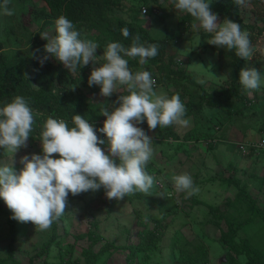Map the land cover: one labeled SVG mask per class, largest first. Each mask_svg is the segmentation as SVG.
Returning <instances> with one entry per match:
<instances>
[{
	"label": "rangeland",
	"instance_id": "1",
	"mask_svg": "<svg viewBox=\"0 0 264 264\" xmlns=\"http://www.w3.org/2000/svg\"><path fill=\"white\" fill-rule=\"evenodd\" d=\"M160 4V6L153 5L150 9V7L143 4L142 0H126L122 4V9L115 10L114 15L127 23L136 20L137 23L139 22L143 27L149 29L151 35L155 38L164 36L166 30H169L168 39L170 44L166 49V54L167 57L176 55L177 65L175 68L187 66L188 72L194 74L196 80L203 81L207 90L217 89L225 80V77L216 67V53L211 51L207 39L202 38V35L206 32L200 29L198 22L192 17L176 11L171 0H160ZM41 5V3L37 4V6ZM262 5L264 7V0H262ZM11 8L14 9V15H0V41L5 38L6 33L4 30L8 31V29L14 27L19 31L20 29L23 30L20 27H25L33 32L31 38L25 37L26 34H23L22 31L16 32L11 36L13 45L10 49L6 48V52L7 50L8 52L10 50L13 52L25 50L31 53V57L35 58L43 53L37 51L40 49L37 40H39L38 43L43 41L40 35L38 39L35 37L38 32V24L33 23L28 7L21 8L13 5ZM142 8L147 9V14L144 16L141 13ZM258 10L261 12L260 8ZM251 11L249 6H242L240 10L244 22L255 25V30L248 33L255 51L252 58L249 61H244L242 66L261 70L264 69V20L255 24ZM185 17L189 19L187 25L184 23L183 28L179 26L178 22L179 19ZM218 22L222 21L218 20ZM44 32L51 34L53 30L45 29L42 33ZM80 34L81 38L86 39L88 35L87 39L94 41L98 33L82 31ZM102 53L103 51L97 49V55H102ZM132 61L133 59L129 60V62ZM55 62L58 63V61ZM89 66L91 69L94 67L91 62ZM129 67L134 71L141 70L139 67L130 64ZM71 74L72 77H75V72H71ZM209 77L214 79H206ZM154 89L158 94L164 93L167 95L168 92L174 90L171 88L166 91L157 82ZM72 92L74 95L84 96L89 103L102 107L110 106L113 96L127 93L125 86H118L117 93H113L111 97L100 96L99 86H72ZM242 96L251 104L244 111L246 115L240 116V118L235 117L230 127L229 125L223 127L220 134L223 135V138L220 139L221 141L216 144L213 150L208 149L207 144L203 141L202 143L186 144L185 147H183V144L181 145L180 141L176 142L177 140L173 139V142L172 140L171 142H157V132L161 128L157 127L154 130H149L146 122L139 125L145 129L153 140L154 155L145 166V171L154 177V184L149 192H135L121 200L107 199L103 189L91 192L83 201L76 202L72 207L65 209L64 215L54 221L51 227L45 231H41L32 222L22 223L15 220L18 238L14 245V255L18 264H29V259L41 249L44 242L53 236L52 229L55 225L58 234L57 240L61 247L51 249L48 260L50 264L60 262L62 264H90L92 261L87 263V258L97 255L106 244H111V249L102 253L99 260L92 263L176 264L178 249L171 251V247L176 244V240L181 239L179 235L182 232L186 233L185 237L193 245H197L198 242L204 240L209 249V264H221L220 259L224 258L226 253L225 249L216 240L220 236L219 229L213 225L202 224V220L206 218L207 213V209L203 204H197L193 209H189V205L193 204L192 201L197 200L224 209L223 201L226 197L233 198L235 189L232 187L226 189L219 182L207 183L206 179L209 176L213 177L219 174L229 162L233 164L235 162L241 169L247 170L248 173L240 174L238 177L241 179V184H247L249 194L256 199V205L264 215V156L260 157L258 150H252V147L247 145L259 143L261 140L264 141V136L258 132L259 127L264 122V87L251 94L244 91ZM233 104L234 107L239 108L243 103L233 101ZM252 110L255 111L256 118L251 117ZM214 112V109L206 108L197 122L187 118V126L174 125L172 131L178 138L183 137L188 130L195 126L200 131L212 127L211 130L214 133V129L217 131L216 127L218 126L214 119L215 115L213 118L211 117V113ZM223 114L221 112L219 115ZM242 144L247 145L245 152L239 149ZM175 149H178V152H175ZM104 150L106 151V147ZM40 151L41 144L30 143L28 139L27 147L20 148L12 158L14 167L17 170L22 167L19 163L20 157L26 154L40 153ZM173 155L174 157H172ZM53 156H58V154H53ZM0 162H10L9 155L2 153V150H0ZM175 174H188L192 178L194 187L198 188L199 191L192 195H188L186 192H176L171 182V176ZM250 174H255V180L249 177ZM157 184L162 185L161 188L164 186V188H159ZM0 202L5 209H8L2 200ZM180 208L181 211L178 210ZM247 208H249V205L244 201V203L237 206L234 213L232 212V215L240 214L239 217H236L237 223L239 220L251 216ZM175 211H177L175 215L171 213ZM150 217H166V222L169 224L160 241L159 251L154 252L151 258L138 254L133 263L128 262L126 256L129 250L127 248L139 244V233L143 229L142 224H147L149 229L153 227L150 221L146 222L142 219L138 224V220L139 218ZM198 220H201L200 224L195 223ZM181 225H183V230ZM223 227L225 228V226ZM8 233L6 218L0 216V257L3 258L6 257L5 251L9 243ZM96 237H98V240L94 241ZM236 238L240 242L248 243L246 246L248 253L240 256L231 253L228 255L231 257H227L239 260L241 262L239 264H247V260H251L248 255L254 250L253 247L257 248L258 252L264 253V219L261 217L253 219L251 223L237 232ZM113 248L117 249L114 250ZM58 250L63 253L62 257H58ZM43 262L44 259L34 260V264H44ZM260 264H264V259Z\"/></svg>",
	"mask_w": 264,
	"mask_h": 264
},
{
	"label": "clouds",
	"instance_id": "2",
	"mask_svg": "<svg viewBox=\"0 0 264 264\" xmlns=\"http://www.w3.org/2000/svg\"><path fill=\"white\" fill-rule=\"evenodd\" d=\"M171 3L176 11L192 17L209 34L207 43L234 51L244 61L252 58L255 48L248 32L231 19L218 22V14L210 8L211 0ZM234 3L244 5L246 0ZM10 4L11 0H0V15H14ZM121 33L125 38L130 35L126 27ZM40 36L46 41L45 55L37 57L41 66L52 58L74 73L91 62L94 67L87 84L99 86L100 96L111 97L118 86H125L127 91L113 102L117 106L100 108V115L106 119L98 128L78 114L72 115L71 125L65 119L48 116L40 126V153L20 157L22 167L18 170L12 158L20 148L27 147L35 113L21 95L0 103V150L10 157L9 163L0 162V200L11 211V219L32 222L45 231L64 215L69 194L103 189L107 199L121 200L135 192H149L154 177L145 171V166L154 155L153 140L139 125L146 122L147 128L154 130L170 125L187 126L188 120L178 94H158L154 89L156 80L149 71H132L129 67L130 59L139 58L143 65L156 57L157 44L145 45L137 35L130 46L109 42L102 55H97L100 46L93 40L82 39L73 21L65 15L55 19L51 34L44 32ZM238 82L251 94L264 87V69L243 67ZM102 145H106V151ZM171 182L176 192L192 195L199 191L188 174L172 175Z\"/></svg>",
	"mask_w": 264,
	"mask_h": 264
},
{
	"label": "trees",
	"instance_id": "3",
	"mask_svg": "<svg viewBox=\"0 0 264 264\" xmlns=\"http://www.w3.org/2000/svg\"><path fill=\"white\" fill-rule=\"evenodd\" d=\"M126 0H11L10 8L15 5L18 7H28L29 15L32 17L33 23L38 24V32L35 35L38 39L39 35L45 29H52L55 19L60 15H65L68 19L73 21L76 29L81 33L82 31L97 32V36L94 41L100 46L99 50L103 51L104 47L113 41H119L126 47L130 46L133 38L139 36L140 42L147 45L155 43L158 45V55L154 58H149L146 64L141 65L139 58H134L130 65L139 67L141 70L149 71L155 78L158 85L164 87L165 90L173 88L171 92H168V96L178 94L182 103L185 105L186 114L185 118H191L193 122H197L206 110V108L214 109L215 112L211 113L213 118L218 124L217 131L214 129V133L207 127L205 130H197L196 126L191 130H188L183 137L178 136L172 131L174 125L161 128L157 132V142H171V140H177L181 142L183 147L189 142L198 143L204 142L207 144V148L213 150L218 142L223 138L221 130L224 126L232 125V120L240 116H245L244 111L250 106V102L242 96V86L238 82L239 71L244 60L235 56L234 51L218 48L213 45H209L211 51L216 53L217 69L224 75L225 80L219 85V87L213 91L205 89L203 83L198 82L195 76L188 72V67L183 66L175 68L177 65L176 55L167 57L166 49L170 44L168 39L169 30H166L164 36L155 38L151 35L149 29L143 27L136 20L127 23L121 18L114 15V11L122 9L123 3ZM128 1V0H127ZM144 5H147L152 9L153 5L160 6V0H142ZM41 3V6H37ZM249 6L254 16V23L257 24L264 20V7L262 0H246L244 5H237L234 0H211L210 8L213 12L218 14L219 20L223 21L225 18L231 19L234 22L240 24L241 29L249 32L255 30L254 24L245 23L241 16V7ZM261 9V12L258 9ZM258 10V11H256ZM144 16V15H143ZM188 17L179 19V26L184 28V23L187 25ZM128 28L130 35L125 38L122 36L121 29ZM17 31L16 28L4 30V40L0 41V103L9 102L14 96L21 95L26 98L30 107L35 113V124L33 126V132L28 138L30 143H40L39 131L43 121L52 116L58 119H65L71 125L72 115H81L87 119L94 128L101 127V121L106 119L100 115V108L102 106L89 103L82 95H74L72 92V86L89 87L87 79L90 74V66H84L75 72V77H72L71 72L66 69L60 62L56 63L55 59L50 58L43 66L38 62L37 57L45 55L43 52V46L46 43L45 40L38 43L40 44L39 55L35 58L31 57V53L25 50H17L6 52V48L10 49L13 45L11 36L16 32L22 31L26 34L25 37L31 38L33 32H30L25 27ZM30 37V38H29ZM89 36H86V39ZM203 39H209V34L202 35ZM85 39V38H82ZM264 57V56H263ZM134 71V70H132ZM168 87V88H167ZM127 94V93H123ZM120 95V94H119ZM119 95L111 98L110 107H115L113 102L117 100ZM122 95V94H121ZM261 99V98H260ZM233 101L242 102L241 107H234ZM223 112V115H219ZM219 115V116H217ZM251 117L256 118L254 110L251 111ZM210 117V118H211ZM211 118V120H213ZM259 134L264 136V122L258 129ZM102 137V134H98ZM172 140V142H173ZM102 149L106 145L101 146ZM180 147V146H178ZM178 149H175V152ZM178 152V151H177ZM259 156H264V151H259ZM174 157V155L172 156ZM248 173L247 170L241 169L233 163H228L219 174L215 176H209L206 182H219L222 186L227 188H234L235 193L233 198L226 197L223 201L224 209H221L217 205H211L204 203L203 201H192L189 209H193L197 204H203L207 208L206 218L202 220L203 225H213L219 229L220 236L216 240L225 249L224 258L220 259L221 264H239L241 263L237 259L228 258L233 253L235 256H240L248 253L246 250L247 242H240L236 238V234L244 226L251 223L253 219L263 218V212L257 207L256 199L253 198L248 191V186L245 183L241 184V179L238 177L240 174L244 175ZM250 178H256L255 174H250ZM249 178V179H250ZM260 179V178H259ZM255 180V179H254ZM164 188V186H163ZM161 188V189H163ZM92 191L81 193L76 196L69 194L68 202L65 209H68L76 202H81ZM247 202L250 211V217L244 220H239L237 223L236 217L240 214L232 215L237 206L241 203ZM187 206V204H185ZM188 206V207H189ZM181 211V208L178 209ZM177 210V211H178ZM171 212L176 214V212ZM254 213V215H252ZM170 214V213H168ZM11 211L5 209L0 202V216L6 218L9 233V243L7 250L5 251L6 257H0V264H18L15 259V242L18 238V231L16 222L11 219ZM256 218H255V217ZM146 222L150 221L153 225L151 229L147 224H142L143 229L139 233L140 242L136 246L128 247L129 253L126 256L128 262H134L138 254H142L144 257H153L154 252L159 251L158 247L160 241L168 228L166 217L162 218H139L138 224L141 220ZM170 221V220H169ZM198 223V222H195ZM201 223V222H200ZM198 223V224H200ZM182 230H183V225ZM225 226V228L223 227ZM53 236L44 242L41 249L35 253L33 257L29 259V264H34V260L44 259V264H50L49 255L53 247L60 248L61 245L57 240L56 225L52 229ZM181 232V230H180ZM186 233L182 232L180 240H176V244L171 247V251L178 249V256L176 257V264H209V249L204 243V240L198 242L197 245H193L185 237ZM98 237L94 239L97 241ZM182 241V242H181ZM181 242V243H180ZM180 245V247H179ZM111 249V244H106L103 249H100L97 255L87 258V263L92 261L96 262L102 253H105ZM116 250L117 248H113ZM253 251L250 252L251 260H247V264H260L264 259V253L258 252V249L253 247ZM63 253L58 250V257H62ZM228 256V257H227ZM227 261V262H226ZM90 262V264H94ZM52 263V262H51ZM54 264V263H52ZM56 264H62L56 263ZM64 264V263H63Z\"/></svg>",
	"mask_w": 264,
	"mask_h": 264
},
{
	"label": "built area",
	"instance_id": "4",
	"mask_svg": "<svg viewBox=\"0 0 264 264\" xmlns=\"http://www.w3.org/2000/svg\"><path fill=\"white\" fill-rule=\"evenodd\" d=\"M141 13H142V15L147 14V9L146 8H142ZM100 123L102 124L103 122L101 121ZM247 145L249 147H252V150L254 149V150H258V151H264V141H262V140L259 143L247 144ZM247 145L246 144H242V145L239 146V149L242 150L243 152H245V149H246ZM157 186H159V188L162 187V185H158V184H157Z\"/></svg>",
	"mask_w": 264,
	"mask_h": 264
},
{
	"label": "crops",
	"instance_id": "5",
	"mask_svg": "<svg viewBox=\"0 0 264 264\" xmlns=\"http://www.w3.org/2000/svg\"><path fill=\"white\" fill-rule=\"evenodd\" d=\"M205 68H206V66H204ZM217 67V66H216ZM194 75V74H193ZM196 79V78H195ZM206 79H208V80H213L214 78H211V77H209V78H206ZM198 81V80H197ZM198 82H200V81H198ZM204 84V83H203ZM204 86H205V84H204ZM205 89H206V87H205ZM207 90V89H206ZM209 91V90H208ZM217 129V128H216ZM190 143H192V142H189V143H187V145L188 144H190ZM202 143V142H201ZM229 163H232V162H229ZM234 165H237L235 162H234ZM238 166V165H237ZM239 167V166H238ZM203 206H205V205H203ZM207 209V208H206ZM198 223H200L201 222V220H198L197 221Z\"/></svg>",
	"mask_w": 264,
	"mask_h": 264
}]
</instances>
